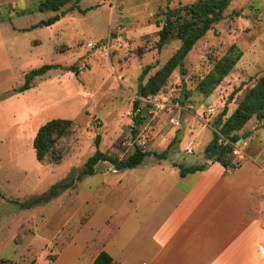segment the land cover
Listing matches in <instances>:
<instances>
[{"label": "rangeland", "instance_id": "rangeland-1", "mask_svg": "<svg viewBox=\"0 0 264 264\" xmlns=\"http://www.w3.org/2000/svg\"><path fill=\"white\" fill-rule=\"evenodd\" d=\"M38 1L0 0V264H93L101 251L119 264H141L139 251L149 244L141 225L160 205L157 176L175 170L176 177L180 165L201 163L217 116L227 105L228 117L264 73V0H231L223 20L184 59L186 73L175 70L156 96L140 101L139 123L133 102L142 71L149 68L144 83L180 46L171 39L157 48L158 11L194 0H81L63 7L53 25L29 29L55 15L38 12ZM236 49L241 57L231 72L201 95L199 80ZM44 65L58 68L17 92L24 75ZM71 65L78 75L60 69ZM53 119L72 121L71 131L39 162L32 141ZM249 125L262 128L233 144L235 163L243 159L240 149L260 151L257 161L264 162V121ZM184 137L193 155H177ZM136 147L167 153L133 169L100 162L93 175L83 173L96 149L123 160ZM59 184L69 186L39 200Z\"/></svg>", "mask_w": 264, "mask_h": 264}, {"label": "crops", "instance_id": "crops-1", "mask_svg": "<svg viewBox=\"0 0 264 264\" xmlns=\"http://www.w3.org/2000/svg\"><path fill=\"white\" fill-rule=\"evenodd\" d=\"M261 128L249 125L239 134L248 142ZM182 141L177 155H193L188 140ZM240 151L243 159L233 170L205 160L202 153L203 161L191 165H205L202 171L184 176L178 171L172 177L176 171L170 170L171 177L157 176L160 205L141 225L149 233V244L138 254L141 264H261L264 162L257 161L258 150L255 155Z\"/></svg>", "mask_w": 264, "mask_h": 264}, {"label": "trees", "instance_id": "trees-1", "mask_svg": "<svg viewBox=\"0 0 264 264\" xmlns=\"http://www.w3.org/2000/svg\"><path fill=\"white\" fill-rule=\"evenodd\" d=\"M81 0H39L37 4L38 12H54L55 15L45 20H40L36 24L30 26L29 29L39 27H48L57 22L62 14H57L63 7L70 6L73 9ZM231 0H194L189 4H179L171 10H159L158 15L163 16L155 21V25L159 27L157 48L160 49L163 44L171 39L177 40L180 46L173 52L171 57L162 65L153 75L149 76L143 83L142 80L148 73L149 68L146 67L141 75L140 82L137 85L136 97L133 102V112L135 121L139 123L141 114L139 110L140 99H147L156 96L166 85L171 74L178 69L180 75H184L186 70L183 68V62L188 53L193 49L195 44L201 40L214 26L219 24L223 18L226 9L229 7ZM239 50H231L229 53L217 60L212 69L209 70L198 82L197 91L208 96L221 83V81L231 72L237 61L240 59ZM58 68L57 65H44L40 68L29 71L24 75L23 84L18 88L17 92L22 93L31 87L35 78L45 76L49 71ZM64 72H72L78 75L75 65L60 68ZM234 92L229 96L232 99ZM226 106L215 119L212 128L213 133L209 143L203 150L205 160L217 162L227 170H233L239 166L232 160L233 144L238 140L244 139L239 132L251 120L258 122L264 121V73L257 82L246 92L244 97L237 104L233 112L226 116ZM73 122L65 119H53L46 122L38 128L33 141L32 148L37 161L41 162L46 158H50L56 143L68 135L71 131ZM175 138H173L172 142ZM171 142V143H172ZM99 137L95 138V146L98 148ZM169 147V146H168ZM168 149V148H167ZM167 150L160 154L142 150L136 147L135 150L125 159L120 160L117 157L108 155L98 149L89 157L85 163L84 174L93 175L95 168L100 162H108L115 170L133 169L139 166L143 159L147 156H154L157 159L165 158ZM56 160L61 157L57 156ZM180 167V176L202 171L205 165ZM69 185L59 184L56 188H52L48 194L39 200H47L55 195L57 190L65 188ZM93 264H118L113 261L111 256L105 251H101L93 260Z\"/></svg>", "mask_w": 264, "mask_h": 264}, {"label": "built area", "instance_id": "built-area-1", "mask_svg": "<svg viewBox=\"0 0 264 264\" xmlns=\"http://www.w3.org/2000/svg\"><path fill=\"white\" fill-rule=\"evenodd\" d=\"M232 153L234 155H237L238 154V150L237 149H234ZM260 254L264 257V248L260 249Z\"/></svg>", "mask_w": 264, "mask_h": 264}, {"label": "water", "instance_id": "water-1", "mask_svg": "<svg viewBox=\"0 0 264 264\" xmlns=\"http://www.w3.org/2000/svg\"><path fill=\"white\" fill-rule=\"evenodd\" d=\"M241 141V140H240Z\"/></svg>", "mask_w": 264, "mask_h": 264}]
</instances>
